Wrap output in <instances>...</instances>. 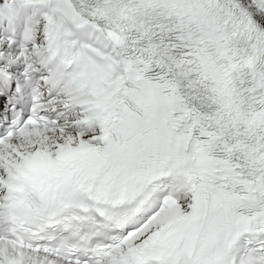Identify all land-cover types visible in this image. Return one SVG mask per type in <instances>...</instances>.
<instances>
[{"label":"snow or ice","instance_id":"1","mask_svg":"<svg viewBox=\"0 0 264 264\" xmlns=\"http://www.w3.org/2000/svg\"><path fill=\"white\" fill-rule=\"evenodd\" d=\"M0 264H264V0H0Z\"/></svg>","mask_w":264,"mask_h":264}]
</instances>
